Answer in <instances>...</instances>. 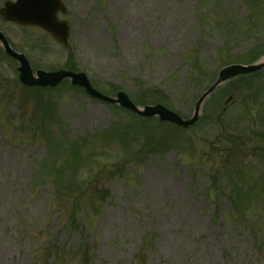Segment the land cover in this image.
<instances>
[{
  "label": "rangeland",
  "instance_id": "obj_1",
  "mask_svg": "<svg viewBox=\"0 0 264 264\" xmlns=\"http://www.w3.org/2000/svg\"><path fill=\"white\" fill-rule=\"evenodd\" d=\"M62 1L67 47L1 18L0 32L38 70L68 60L99 92L184 119L221 68L264 53V0ZM17 79L0 46V264H264V71L205 100L190 130Z\"/></svg>",
  "mask_w": 264,
  "mask_h": 264
},
{
  "label": "water",
  "instance_id": "obj_2",
  "mask_svg": "<svg viewBox=\"0 0 264 264\" xmlns=\"http://www.w3.org/2000/svg\"><path fill=\"white\" fill-rule=\"evenodd\" d=\"M58 9V0H18L16 3H5L4 8L0 11V15L6 21H12L20 25H33L40 27L49 32L56 40L65 44L68 35V28L65 24L57 23L55 14ZM0 43L2 44L5 53L19 63V80L25 86L55 87L63 80L71 79V84L73 86L83 88L86 94L92 98L104 103L119 105L140 118L147 119L157 117L161 123H170L185 129L196 123L202 102L217 88L218 85L233 77L252 74L264 68L263 60L255 65L246 67L235 65L223 69L219 73L218 80L198 100L193 117L189 120H183L177 114L168 111L160 105L154 107L145 106L143 109L137 108L123 92H118L115 99L106 97L95 91L91 87L86 76L82 73L73 74L63 71L44 73L38 71L36 72L37 79H35L25 57L13 52L2 34H0Z\"/></svg>",
  "mask_w": 264,
  "mask_h": 264
},
{
  "label": "trees",
  "instance_id": "obj_3",
  "mask_svg": "<svg viewBox=\"0 0 264 264\" xmlns=\"http://www.w3.org/2000/svg\"><path fill=\"white\" fill-rule=\"evenodd\" d=\"M195 75H198V77H197L198 79L207 81V77L205 78V76H204V75H206L205 72H202V70L197 65L193 66V76H195ZM39 101H42V100L39 99ZM137 103L138 104H143V105L144 104H148V100L140 99V100H137ZM43 104H44V102H43ZM55 105L56 104L54 103V101H51V100H46L45 101V104H44V107H45L44 115H45V118L47 117L46 120L50 121V120L54 119L53 112H54V109H55ZM143 124H145V123H142V125ZM117 131H118V129L116 127H114L107 133L106 136H108V137L116 136ZM49 142L53 145V148H55V145L56 146L58 145V148L59 147H63V144H64L62 142V140H57V142H56L54 139H51V138H50ZM67 152H69L71 154V157H72V160H73V162L70 161V163H72L71 165H75V164L80 162V160H81L80 159V153L75 149L74 146H71V148H69V150ZM57 169H61V167H58ZM73 177H74V173L72 175V178ZM69 182L74 183V179L69 180ZM232 195H233V198L231 199L232 200L231 202L234 203V206L237 208L238 207V206H236L237 203H239V204H241V206H243L242 203H241L242 200H243L242 199L243 192H242V196H241V190L235 189V191L232 193Z\"/></svg>",
  "mask_w": 264,
  "mask_h": 264
}]
</instances>
